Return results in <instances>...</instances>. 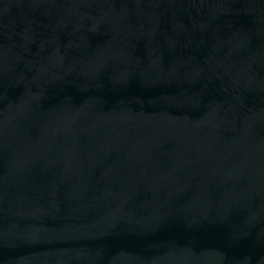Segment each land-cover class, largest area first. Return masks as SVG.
Returning <instances> with one entry per match:
<instances>
[{
	"label": "water",
	"instance_id": "1",
	"mask_svg": "<svg viewBox=\"0 0 264 264\" xmlns=\"http://www.w3.org/2000/svg\"><path fill=\"white\" fill-rule=\"evenodd\" d=\"M0 264H264V0H0Z\"/></svg>",
	"mask_w": 264,
	"mask_h": 264
}]
</instances>
